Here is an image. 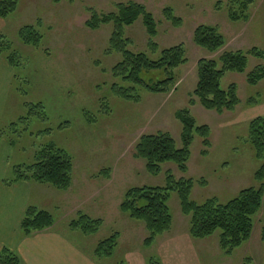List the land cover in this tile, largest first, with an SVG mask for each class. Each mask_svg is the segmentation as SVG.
Wrapping results in <instances>:
<instances>
[{"label":"rangeland","instance_id":"374dc122","mask_svg":"<svg viewBox=\"0 0 264 264\" xmlns=\"http://www.w3.org/2000/svg\"><path fill=\"white\" fill-rule=\"evenodd\" d=\"M130 1L144 5L159 24L155 41L160 50L151 55L152 59L158 58L164 48L183 45L186 49L187 63L175 72L176 86L168 94L137 89L138 101L117 96L113 86L129 84L112 74L113 67L121 61L119 54L108 53L112 29L105 26L91 31L86 26L91 17L89 9L110 13L116 4ZM228 1L63 0L54 5L52 0H18L17 12L0 20V36L19 55L16 66L10 68V82L0 77V171L6 170L3 181H12L14 168L33 165L36 154L50 144L68 153L73 162L72 187L62 192L34 183L31 205L51 213L56 221L55 231L91 263L147 264L155 258L163 264L164 257L166 264H253L252 259L254 264H264V242L257 218L250 241L227 257L219 249L220 232L207 240L190 237L188 219L181 213L177 194H172L169 202L173 227L150 249L144 246L148 236L145 225L121 211L129 189L163 187L167 172L176 179L196 182L191 199L198 204L211 198L225 203L242 189L258 186L254 174L264 158L257 159L248 139L249 123L258 111L251 109L252 101L264 103V81L251 86L247 76L264 66V59L248 56L245 73L225 74L222 89L231 85L238 88L240 105L234 112L220 115L197 102L190 105V101H197L190 94L197 87L200 60L217 59L226 51L247 54L253 48L264 54V0H255L247 22L229 20ZM166 8L181 18V28L164 18ZM30 25L43 36L38 48L25 46L19 39L20 29ZM200 25L216 27L224 36L226 47L215 54L197 47L193 34ZM126 36L132 42L131 51L148 53V36L141 19L127 28ZM153 76L155 81L160 79L157 72L143 73L147 82ZM186 108L198 126L211 129L208 154L202 155V141L195 136L187 174L167 163L162 165L159 176L150 175L145 161L135 157L139 139L166 132L180 149L183 126L176 113ZM202 180L211 185H199ZM78 213L101 220L99 232L85 235L72 230L70 223ZM114 233L119 234L114 255L96 259L94 252L99 242ZM175 250L181 254L173 255Z\"/></svg>","mask_w":264,"mask_h":264},{"label":"trees","instance_id":"16d2710c","mask_svg":"<svg viewBox=\"0 0 264 264\" xmlns=\"http://www.w3.org/2000/svg\"><path fill=\"white\" fill-rule=\"evenodd\" d=\"M63 0H52L59 5ZM74 3L77 0H67ZM255 0H229L228 17L232 22H247L249 11ZM18 0H0V19L6 20L18 10ZM90 19L86 23L91 31H98L110 26L112 34L109 40L108 53L119 54L121 61L112 69L115 78L129 84L122 87L113 86L115 94L126 101H138V90L142 89L152 94H168L176 86V71L187 63L186 49L183 45L164 48L158 58L151 55L159 53L156 39L159 34V24L155 16L148 9L137 2L118 3L110 13H98L89 9ZM164 18L176 28H181L182 20L177 17L171 8L163 11ZM142 20L148 36L146 52L130 50L131 40L126 36L127 28ZM40 22V21H39ZM40 25V23H39ZM21 43L28 47L38 48L43 36L35 26H25L19 31ZM194 44L215 54L223 50L227 43L224 36L216 27L200 25L193 34ZM5 56L11 67L16 66L19 55L13 51L12 44L0 36V57ZM248 56L264 59V54L256 48L247 54L241 51L223 52L217 59H202L198 62V83L195 91L190 94L197 101H190V105L197 102L202 108L218 114L234 112L240 105L238 88L231 85L227 90L221 87L226 73H245L248 65ZM157 72L159 80L151 77L149 82L143 79V73ZM264 81V66L257 67L247 76V83L257 86ZM255 103V101H252ZM251 104V102H250ZM36 108L42 109L41 105ZM176 118L183 126L181 134V148L173 137L166 132L143 135L135 148V157L146 163V169L152 176H159L162 165L173 163L181 174L188 173V164L191 159V147L198 136L204 148L202 155L208 154L211 148V129L209 126H198L189 109L176 113ZM249 142L253 146L257 159L264 158V116L258 117L249 123ZM73 162L64 150L50 144L41 149L31 166L16 167L13 169V178L10 183L19 181L49 185L58 191L66 192L72 187ZM257 187L244 188L237 196L225 203L218 198H211L202 204L191 199L196 182L193 179H176L170 172L166 174V184L163 187H138L129 189L121 204L122 213L131 219L142 222L148 233L144 246L152 248L158 238L171 231L174 219L169 207L172 194H177L183 216L188 219L189 235L193 240H207L220 232L218 236L219 249L227 257L245 243L249 242L255 227V218L264 204V162L254 174ZM199 185L207 187V181H199ZM56 221L53 215L37 207L29 206L21 222V233L30 237L35 233L52 228ZM101 220H94L89 216L78 213L76 220L70 223V228L85 235L97 234L102 226ZM264 242V226L261 235ZM119 245V234L114 233L109 238L99 242L94 255L96 259L111 258ZM20 256L10 250H0V264H21ZM147 264H162L160 260L150 258Z\"/></svg>","mask_w":264,"mask_h":264},{"label":"crops","instance_id":"0c3cea01","mask_svg":"<svg viewBox=\"0 0 264 264\" xmlns=\"http://www.w3.org/2000/svg\"><path fill=\"white\" fill-rule=\"evenodd\" d=\"M10 68L7 60L0 57V77L5 79L6 83L10 82ZM251 109L258 110L254 119L264 116V103L255 102ZM5 171H0V250L6 247L16 252L21 258V264H93L80 250L70 245L64 236L58 234L55 227L30 237L23 236L21 222L26 209L32 206L31 189L34 183L19 181L7 185L3 181ZM207 183V186L211 185L209 181ZM257 221L260 225L261 239L264 226V204ZM176 253L181 254L180 251L175 250L173 255H177ZM162 260L163 264H166L164 257ZM254 262L255 260L252 259L253 264Z\"/></svg>","mask_w":264,"mask_h":264}]
</instances>
